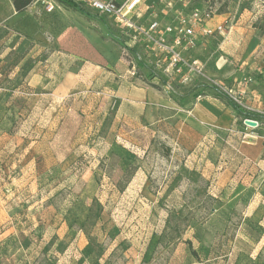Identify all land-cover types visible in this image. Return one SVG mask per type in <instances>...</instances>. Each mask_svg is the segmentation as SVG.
I'll list each match as a JSON object with an SVG mask.
<instances>
[{"label": "rangeland", "instance_id": "obj_1", "mask_svg": "<svg viewBox=\"0 0 264 264\" xmlns=\"http://www.w3.org/2000/svg\"><path fill=\"white\" fill-rule=\"evenodd\" d=\"M234 2L169 0L168 7L177 6L179 19L264 7V0ZM58 5L18 14L12 0H0V264H264V167L242 168L239 152L241 142L264 140L243 131L261 121L246 126L218 99L241 130L212 132L193 150L177 146L170 131L158 133V124L123 136L119 100L107 85L116 92L123 80L116 76L154 74L139 73L140 56L123 45L114 21ZM199 37L192 48L211 38ZM143 44L154 63V48ZM109 59L107 69L100 61ZM204 74L240 91L247 116L263 115L242 93L253 75L232 84ZM202 80L208 88L190 107L199 97L216 99ZM160 83L161 94L180 99L171 81Z\"/></svg>", "mask_w": 264, "mask_h": 264}, {"label": "crops", "instance_id": "obj_2", "mask_svg": "<svg viewBox=\"0 0 264 264\" xmlns=\"http://www.w3.org/2000/svg\"><path fill=\"white\" fill-rule=\"evenodd\" d=\"M168 1H146L139 9V22L148 27L159 19L162 31H165L167 26L176 24L180 13L176 11L177 6L173 9L169 8ZM237 3L235 0L234 4L237 5ZM228 10L230 11V7ZM224 23L228 24L229 28L226 38L218 35L202 38L195 46L196 48L187 50L184 56L188 61L202 66L210 77L227 80L232 84L240 82L246 74L253 75L255 83L246 86L242 93L248 105L264 111V7L257 5L253 8L252 6L249 10L239 11L236 15L230 12L218 13L207 25L215 29ZM108 33L112 34L116 40L119 39L112 29H109ZM124 35L126 39L123 45L131 50L132 55L140 56L139 73L141 70L146 72L150 70L154 74L152 77L154 80H133L125 75H119L116 78H123V80H120V87L116 92L108 90L113 89L114 85L113 82L110 85L108 83L106 93L109 97L119 100L117 121L120 129L123 130L121 131L123 136H126L124 132L126 134L141 130L147 132L149 129L152 130L153 124H158V133L170 131L176 145L177 142H184L185 145L179 147L193 150L197 143L212 135V132L218 134L222 130L242 129L236 125L237 119L232 110L218 99L199 97L190 107L192 103H189L194 99V94L204 92L208 88L207 84L202 79L185 84L182 80L186 71L173 74L172 77L164 75L160 70L156 71L152 59L145 50L143 38H135L126 33ZM166 38L172 40L173 35L166 34ZM112 62L114 60L100 61L107 69H110ZM156 80H158V92L154 90L155 88L149 87ZM162 80L173 83L179 91L180 99L174 101L161 94L159 87ZM258 110L255 112H259ZM152 111L155 112L154 116ZM251 116L261 121L260 127L255 130L243 128V131L264 137V113L262 116ZM239 149L242 156L240 162L242 168L246 165L264 167V140L241 142Z\"/></svg>", "mask_w": 264, "mask_h": 264}, {"label": "built area", "instance_id": "obj_3", "mask_svg": "<svg viewBox=\"0 0 264 264\" xmlns=\"http://www.w3.org/2000/svg\"><path fill=\"white\" fill-rule=\"evenodd\" d=\"M71 1L99 17L111 19L122 28L126 34H133L135 38L142 37L143 41L147 43V49L149 46L154 48L153 50H148L153 52L155 58L153 66L156 71L160 70L168 77H172L173 74L181 73V71H186L185 77L182 80L185 84H191L198 79L205 78L208 81V85L212 87L218 95L225 97L237 107H240V109L244 108L240 91H237L235 87H229L225 82L205 77L204 68L202 66L196 62L192 63L184 57L183 50L187 51L194 47L195 39L198 36L211 37L216 33L225 35L226 32H228L225 25L218 26L213 30L206 27V22L212 18L209 14L203 16L198 14L188 17L181 16L176 24L162 31L157 20L149 24L148 27L139 22V9L147 0H125L123 2L118 0ZM39 3L44 5L48 13H53L56 8H59L57 0H35L33 4L37 5ZM172 33L175 36L174 39L168 40L166 34ZM131 68V75L135 76L137 65L132 63ZM251 111L254 110L251 109ZM260 114L263 113L261 112ZM248 120L252 121V119ZM253 122L257 123L259 126L257 121L254 120Z\"/></svg>", "mask_w": 264, "mask_h": 264}, {"label": "trees", "instance_id": "obj_4", "mask_svg": "<svg viewBox=\"0 0 264 264\" xmlns=\"http://www.w3.org/2000/svg\"><path fill=\"white\" fill-rule=\"evenodd\" d=\"M57 1L61 5H67L70 8L74 9L75 11H77V12L79 11L80 13H83V9H81V7L79 5H77L76 3H74L71 0H57ZM34 2H35V0H12L13 7L18 14L24 13L25 11H27L28 8L31 7ZM129 51L131 52V50H129ZM214 97L216 99H220V100L225 101L226 104L234 110V112L237 114V116L242 118V121H245L246 119H252L253 118L252 116H247L240 109V107H237L235 104H233L232 102L227 100L225 97H222L218 94L217 95L214 94ZM193 254L196 255V252H193Z\"/></svg>", "mask_w": 264, "mask_h": 264}, {"label": "water", "instance_id": "obj_5", "mask_svg": "<svg viewBox=\"0 0 264 264\" xmlns=\"http://www.w3.org/2000/svg\"><path fill=\"white\" fill-rule=\"evenodd\" d=\"M245 125L250 127V128H254V129L258 127L257 123H255V122H253L251 120H246L245 121Z\"/></svg>", "mask_w": 264, "mask_h": 264}]
</instances>
